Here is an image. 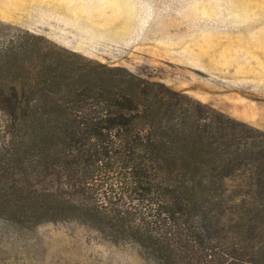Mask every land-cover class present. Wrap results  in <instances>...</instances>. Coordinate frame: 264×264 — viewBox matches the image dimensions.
<instances>
[{
  "label": "trees",
  "instance_id": "1",
  "mask_svg": "<svg viewBox=\"0 0 264 264\" xmlns=\"http://www.w3.org/2000/svg\"><path fill=\"white\" fill-rule=\"evenodd\" d=\"M41 52L0 49V221H76L157 264H264L263 131Z\"/></svg>",
  "mask_w": 264,
  "mask_h": 264
},
{
  "label": "rangeland",
  "instance_id": "2",
  "mask_svg": "<svg viewBox=\"0 0 264 264\" xmlns=\"http://www.w3.org/2000/svg\"><path fill=\"white\" fill-rule=\"evenodd\" d=\"M20 43L74 66L124 67L264 132V0H0V49ZM0 264L157 263L65 220L0 221Z\"/></svg>",
  "mask_w": 264,
  "mask_h": 264
}]
</instances>
